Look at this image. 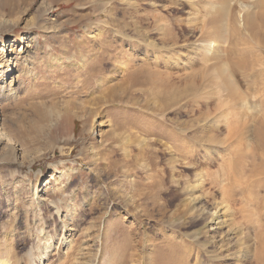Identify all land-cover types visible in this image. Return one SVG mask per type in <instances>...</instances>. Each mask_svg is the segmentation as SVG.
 Here are the masks:
<instances>
[{"label": "rangeland", "instance_id": "rangeland-1", "mask_svg": "<svg viewBox=\"0 0 264 264\" xmlns=\"http://www.w3.org/2000/svg\"><path fill=\"white\" fill-rule=\"evenodd\" d=\"M3 1L1 261L10 259L13 264L12 252L25 232H32L33 240L18 259L27 253L34 264L264 260L255 244V232L263 230L252 223L257 217L238 224L239 216H250L242 214L243 205L223 200L220 192L213 198L207 181L190 192L198 183L196 174L207 180L217 171L231 140L223 149L201 146L200 155L212 161L184 170L179 162L189 148L173 152L160 137L161 130L176 125L199 139L206 134L225 139L235 112L227 110L231 98L227 100L218 87L216 71L208 69L214 62L204 60L213 54L202 30L213 10L221 13L219 25L225 24V0H9L6 5ZM251 1L255 3H233L231 23L237 24L243 15L240 6ZM253 9L251 14L258 18ZM233 42L234 59H247L245 68L231 78L240 95L259 106L250 117L258 118L264 129V27L236 26ZM108 92L116 94L115 100L100 105L93 123L90 120L84 129L79 117ZM36 110L62 114L69 110L74 122L38 120ZM213 122L220 129L206 132L204 126ZM35 124L43 125L46 133L31 130ZM24 214L30 215L28 225L19 226ZM55 224L65 226V237L54 234ZM173 241L175 254L169 256ZM48 244L51 247L45 249ZM196 245L206 248L201 263L195 261L197 251L194 258H184Z\"/></svg>", "mask_w": 264, "mask_h": 264}, {"label": "bare ground", "instance_id": "bare-ground-1", "mask_svg": "<svg viewBox=\"0 0 264 264\" xmlns=\"http://www.w3.org/2000/svg\"><path fill=\"white\" fill-rule=\"evenodd\" d=\"M8 1L9 0H4L3 2L6 5L8 3ZM254 1H255V3L251 1V5H244V6L241 5L240 6V7H242L241 10L243 12V15H242L241 19L238 20L237 24H233L230 21V15H229V12H232V10L234 8L233 3L238 2L240 4V3H244L245 0H225V5H226V7H228V15H226V19L224 20L225 24L223 26L219 25V18H220L219 16H221V13H220V11L214 12V10H213L212 12L207 13L210 16V19L206 22V26L202 27V30H204L205 34H206L205 37H206V39H208V42H209V46H210L209 51H212V54H213V57H207V58H204V60H205V62H209V63L214 62L213 64H211L208 67V69H214L216 71V74H217L216 78L219 80L218 81V87H220V90L225 92L228 95L227 100H228V98L229 99L231 98V100L226 101L227 102L226 108H227V110L230 109L232 112L233 111L235 112L234 119L231 121L230 125H228L226 127L225 139H219L217 136L210 137V136H208V134H206L207 136L201 137L199 139L198 137L185 134V132H183L181 129H176L177 128L176 125H173V126H175L173 128H172V126L169 125V127L172 129L169 128L168 131L161 130L160 137L165 138V140L171 144L170 148H171V151H173V152L182 153V151H181L182 149H184L185 147L189 148L190 151L186 152L185 154L182 153V155L180 154L182 157V162H179V164H183L182 166L185 167V168H183L184 170L189 169L190 167H197L196 164L201 165V163H207L208 159H209L208 163H210V161H212V160H210L211 159L210 156H208L206 154L200 155V152L202 150H199V148L201 146H206L209 148V145L210 146L212 145L214 148L217 147V149H223L221 147L223 145H225L227 140H231L230 146L227 147L225 145V148L223 149V150H226L228 152V155H227L226 159H224V162L222 164H220V167L217 169V171L214 173L211 172L212 174L210 173L208 175L207 180L206 179L203 180V178L200 177V174H196V177H197L196 182H198V183L196 184L195 187H191L190 192H192V194H193V192L196 189H200L203 187L202 184H204V181H207L210 185L209 191H210V194H212L211 196L213 198H215V195H217L218 192H220L221 196L225 197L224 199L222 198L223 200H225V201L228 200L229 202L237 203V204L240 203V207L243 205V208L241 211L242 214H244V212H246L250 216H245V215L239 216V221L237 223L238 224H241V222L242 223L243 222L248 223L250 217H257V219L254 220L252 223L256 229H263V230H261L259 232L258 231L255 232L254 237H255V240L257 239V242H255V244L257 245V247H256L257 251L260 253H264V237H263L264 236V227H262V225H264V129L260 128L258 118L257 119H251V117H250V114H252V113L255 115L257 114L259 106L253 102L245 100L239 93L240 89L237 86H235L233 79L231 78L233 74H236L238 69L245 68L246 59H247V57H245V56H241L240 59H234V55L236 54V53H234L235 52V48H234L235 43L233 42V40H234V28L237 26L241 30H244L245 28H250L252 30V29L258 28L260 26L264 27V0H259V1L254 0ZM252 7L258 9V10L253 9V11L259 12L257 14L258 18L255 15L251 14V13H253L251 11ZM215 8L217 9L218 7H215ZM219 8H221V7L219 6ZM221 9H223V8H221ZM221 9H219V10H221ZM222 16H223V13H222ZM211 29H212V31H211ZM210 31L213 34H211ZM222 32L225 33V37L220 36ZM141 68L143 70L148 71V72H151V71L157 72V71L153 70L152 67L150 68L149 66H144V67L142 66ZM123 69L125 70V68H123ZM246 73L248 74V71ZM243 76H246V75H243ZM102 82H104V81H102ZM87 83H88V81H87ZM114 96H116L115 93H109V92L106 93L101 99H98L97 102H94V104L89 107L90 110L88 112L87 111H86V113L84 112V115L79 117V118H81V122H83L82 124H83L84 129H85V126L87 124H89L90 120L92 122V118H94L98 115V113L100 111L99 109L101 108L100 105H102V104L104 105L105 102L108 103L107 100H109V102L110 101L113 102L116 98ZM68 111L69 110H66L67 114H65V113L62 114L63 112L60 110L59 111L58 110L57 111L51 110L50 112H48L47 110L46 111L36 110L35 117H36V119L38 118V120H41V119H43L44 121L52 120L55 123H57V121H59V122L63 121L64 123L67 122L69 124H72L74 122L72 120L74 119L73 117H75V115L72 116V114ZM259 120H260V118H259ZM162 123L163 124L160 125V127L163 128L165 123L164 122H162ZM65 124H64V126H65ZM215 124L216 123L213 122L212 124H209V126L208 125L204 126L205 131L209 132V131H213L214 129H215V131L220 129L219 126L218 125L215 126ZM198 129H200V127H198ZM31 130H33V131L35 130V132H37L38 134H41L42 130H43V133L45 131H47V130L44 131L43 125H42V127H40V126H37L36 124ZM53 132H54V129H53ZM51 133H52V131H51ZM47 135H49V133ZM203 139H204V141H203ZM158 144L165 146V144H163L160 141L158 142ZM179 151H181V152H179ZM190 153H192V155H189ZM177 155H175V156H177ZM175 161H177V160L175 159ZM183 162H185V163H183ZM114 165H116V163ZM117 166L118 165H116L115 167H117ZM189 170H191V169H189ZM129 172H130V170H129ZM112 173H113V171H112ZM113 175H114V173H113ZM261 184H262V186H261ZM152 186H154L157 189L159 188V184L156 182H154V184ZM149 189H151V188H149ZM187 189H189V188L187 187ZM158 191H159V189H158ZM192 194H190L189 196H192ZM244 198H245V200H244ZM131 199H132V197H129L127 200H129V202H131ZM225 201H223V202H225ZM55 209L57 210V212H59L60 207H56ZM31 216H33V214H31ZM210 217L212 218L213 214ZM29 218H30V215L28 216L27 214H24V216H22L20 218L19 226L28 225ZM200 223H202V222H200ZM194 225H198V222H195ZM64 227L65 226H61L59 228L55 224V227H53L54 234L58 235V236L63 235V237H65L64 233L66 232V228L64 229ZM32 234H33L32 232H29V233L25 232L22 234L23 237H20L17 240L16 246L14 247V250H13L14 252H12L13 253L12 254L13 259H14L13 264H18L19 261L22 264H34L31 262L27 253L22 256V258H23L22 260L18 259L19 255H20L19 253L25 252L24 250L28 247L29 243L32 242V240H33L31 238V237H33ZM17 235H18V237L20 236L19 234H17ZM47 236H49V235H47ZM12 240H10V241H12ZM49 240H47V241H49ZM13 243L14 242L12 241V245H13ZM171 243H172V246H171L172 248H168L169 249L168 255L174 256L175 253H174L173 248L175 247V242L173 241ZM196 246L194 248L189 247V249H187L188 247L187 248L185 247L188 250V252L185 254L184 258H186L187 260L189 258H194L195 252L197 251L195 261H196V263H201L200 260H202V258H204V255L206 253V250H205L206 248H205V246H198V245H196ZM50 247H51V245L48 244V246H46L45 249L46 248L48 249ZM36 248H37V246H36ZM201 248L202 249L205 248V249L201 250ZM7 251H9V250L7 249ZM200 251H201L202 255L200 254ZM39 252L41 253L42 251H39ZM10 254H11V252L8 253V255H10ZM42 254H43V252H42ZM5 255H6V253H5ZM9 260L8 259L3 260V258H2V261L0 259V264H10ZM249 261H251V260H249ZM210 262H211V260H210ZM256 264H264V260H262L261 262H256Z\"/></svg>", "mask_w": 264, "mask_h": 264}]
</instances>
